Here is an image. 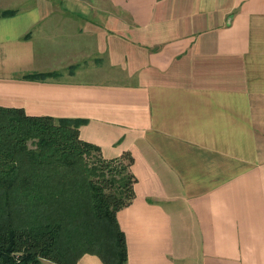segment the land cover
Segmentation results:
<instances>
[{
	"label": "crops",
	"instance_id": "crops-1",
	"mask_svg": "<svg viewBox=\"0 0 264 264\" xmlns=\"http://www.w3.org/2000/svg\"><path fill=\"white\" fill-rule=\"evenodd\" d=\"M0 106L127 154L125 264H264V0H0Z\"/></svg>",
	"mask_w": 264,
	"mask_h": 264
},
{
	"label": "trees",
	"instance_id": "trees-1",
	"mask_svg": "<svg viewBox=\"0 0 264 264\" xmlns=\"http://www.w3.org/2000/svg\"><path fill=\"white\" fill-rule=\"evenodd\" d=\"M82 123L0 106V264H76L84 254L126 263L117 213L131 202L133 185L125 202L105 194L85 158L100 149L80 139Z\"/></svg>",
	"mask_w": 264,
	"mask_h": 264
},
{
	"label": "rangeland",
	"instance_id": "rangeland-1",
	"mask_svg": "<svg viewBox=\"0 0 264 264\" xmlns=\"http://www.w3.org/2000/svg\"><path fill=\"white\" fill-rule=\"evenodd\" d=\"M74 66L70 68L73 69ZM58 74V73H57ZM86 161L89 166H95L97 168L98 173H95V176L92 178L95 181H99L103 183L105 194H117L120 196L124 202L130 198V187H132V179L129 172V160L125 157H120L116 159L106 160L102 158L100 153H96L92 151L86 157ZM103 171V173L101 172ZM101 172V173H100ZM123 187L120 192L116 191L117 187ZM44 264H54L49 261H44Z\"/></svg>",
	"mask_w": 264,
	"mask_h": 264
}]
</instances>
